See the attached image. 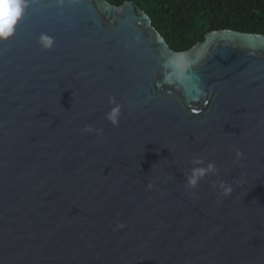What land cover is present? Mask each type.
<instances>
[{"label": "water", "instance_id": "95a60500", "mask_svg": "<svg viewBox=\"0 0 264 264\" xmlns=\"http://www.w3.org/2000/svg\"><path fill=\"white\" fill-rule=\"evenodd\" d=\"M196 158L218 175L189 189ZM0 264H264V34L175 51L133 0H26L0 41Z\"/></svg>", "mask_w": 264, "mask_h": 264}, {"label": "trees", "instance_id": "16d2710c", "mask_svg": "<svg viewBox=\"0 0 264 264\" xmlns=\"http://www.w3.org/2000/svg\"><path fill=\"white\" fill-rule=\"evenodd\" d=\"M121 5L126 0H107ZM152 18L175 51L202 41L212 30L264 34V0H133Z\"/></svg>", "mask_w": 264, "mask_h": 264}, {"label": "clouds", "instance_id": "9594fccd", "mask_svg": "<svg viewBox=\"0 0 264 264\" xmlns=\"http://www.w3.org/2000/svg\"><path fill=\"white\" fill-rule=\"evenodd\" d=\"M25 4L26 0H0V41L7 40L13 34L14 27L23 14ZM40 43L45 49H49L53 46V40L47 36H42ZM111 103H114V101ZM119 116L120 105L116 104L106 113L105 118L113 126H116L119 121ZM83 131L86 133L96 132L98 136L102 135L99 130L94 129L90 125H86ZM240 155L241 153L237 150V156ZM192 164L194 167L190 169L186 177L187 187L189 189H194L199 181L210 173L218 175V169L214 162H206L201 158H196L192 161ZM219 188L224 196L229 195L232 191L231 186L225 184L223 181L219 183ZM118 227H122V225H118Z\"/></svg>", "mask_w": 264, "mask_h": 264}]
</instances>
